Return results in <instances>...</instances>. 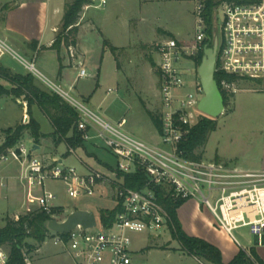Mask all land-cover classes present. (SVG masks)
<instances>
[{"label":"built area","instance_id":"obj_1","mask_svg":"<svg viewBox=\"0 0 264 264\" xmlns=\"http://www.w3.org/2000/svg\"><path fill=\"white\" fill-rule=\"evenodd\" d=\"M179 1V0H178ZM194 4L195 40L187 45L175 37L158 41L157 73L160 80V120L162 144L155 145L140 139L125 129L127 119L112 122L92 111L82 101L71 95L63 87L37 67L34 61L26 60L0 36V59L10 54L19 60L36 78L51 91L61 95L80 114L78 130L85 142L99 138L105 148L115 155L119 175L118 180L106 176L99 170L90 168L88 173H80L58 159L50 162L36 155L37 144L28 148L25 139L15 146L0 152V163L16 162L21 166L20 181L26 188L40 189L38 198L40 209L51 214L54 219L64 221V206H54L57 194L47 183L49 180L63 182L67 194L73 199L96 195L98 189L108 185L120 211L111 225H104L97 217V225L85 229L78 225L69 233L49 230L46 238L55 245L63 246L76 264H146L141 262L133 250L132 233L155 232L163 226L171 228V217L163 199H196L210 209L218 225L236 242L234 231L249 228L259 243L264 241V170L243 169L218 160L191 159L181 148L191 131L203 117L199 103L205 95L198 68L194 85L187 91L186 75H190L186 61H194L204 49V42L213 27V37H218L217 63L215 74L221 75L219 87L228 95L242 90L240 83L245 80L264 78V0H219L211 16L208 15L209 0H188ZM108 0H91L85 6L105 8ZM221 16V22H219ZM220 30V35L218 34ZM70 56L78 59L75 47H70ZM78 78L91 76L86 63L77 62ZM113 92L108 90V94ZM23 122H29L27 105ZM75 149H71L73 153ZM142 177L138 189L126 184L125 176ZM163 195V196H162ZM163 198V199H162ZM56 208L57 212L53 213ZM97 215V214H96ZM19 219L20 215H15ZM3 264L8 255L0 252ZM27 264H32L26 258Z\"/></svg>","mask_w":264,"mask_h":264},{"label":"rangeland","instance_id":"obj_2","mask_svg":"<svg viewBox=\"0 0 264 264\" xmlns=\"http://www.w3.org/2000/svg\"><path fill=\"white\" fill-rule=\"evenodd\" d=\"M18 1L0 0V20L4 9L14 6ZM70 1L72 0H67V2ZM193 8L194 4L188 0H108L105 8L94 6L89 9L84 8L79 20L78 42L81 46L78 48L81 50L76 49L79 57L74 60L66 49L64 54L67 57V66L71 68L72 78L76 72H79L77 67L79 60L86 63L87 71L91 76L80 79L77 82L78 87L70 91L71 95L82 101L96 114L112 122H119L126 118L125 129L129 133L148 143L163 146L161 132L148 113L150 109L160 114L161 108L160 80L156 70L158 54L155 47L158 41L169 37H175L187 45H192L195 40ZM219 22H221V16H219ZM61 27L62 23L58 32ZM218 34L220 35V30ZM0 36L2 37L1 34ZM11 40H8L9 43L18 50L20 55L30 62L34 61L32 56L20 50L27 46L19 38ZM105 40L118 49L113 52L110 46L105 47ZM1 63L16 73H23L25 70L24 65L10 55H7ZM35 64L44 75L55 83H59L56 76L41 65L40 60H35ZM183 64L190 69V75H186L187 91L192 90L196 68L200 64L197 67L192 60ZM36 81L42 88L50 90L38 78ZM0 83L9 86V83L3 80ZM61 86L68 91V86L63 84ZM240 87L241 91L230 95L231 99L224 114L216 118V130L210 134L205 147L197 150V153H201L202 159L206 160H218L225 163L233 160L236 166L258 167L264 162V92L258 93L255 90L264 89V78L245 80L240 83ZM109 89L113 92L108 94ZM22 102L18 103L11 97L0 100V144L2 135L6 138V129L24 123L25 107L24 103L20 104ZM34 114L42 124L43 132L52 131V124L38 106H34ZM24 139L28 148L34 145L28 134L24 135ZM44 142L43 147L38 149L36 154L45 159L51 160L53 156L60 157L68 150L65 143L56 147L51 139H45ZM84 146L76 148L65 159L69 166H74L80 173H85L86 167L79 159L81 158L106 176L114 180L120 178L113 172L118 169L119 159L105 148L101 139L95 138L84 142ZM8 163L5 165L13 164V162ZM47 184L57 194L53 204L65 207L64 216H59L61 220L76 209L93 210L100 220L101 208L114 206V200L110 196L112 191L108 185H104L103 190L98 189L96 195L92 197L73 199L67 194L63 182L49 180ZM34 197L32 196V199ZM9 216L16 217L15 214L9 213L2 215L1 227ZM155 233L159 236L138 232L131 234L133 250L141 262L201 264L183 249L180 241L173 236L167 226H163ZM234 234L242 245L255 241V236L250 233L249 228L237 229ZM27 242L37 245L33 238H28ZM3 248L9 252L8 247ZM26 258L32 264H75V260L68 251L61 245H55L50 237L46 238L41 245L39 253L37 251L27 253Z\"/></svg>","mask_w":264,"mask_h":264},{"label":"trees","instance_id":"obj_3","mask_svg":"<svg viewBox=\"0 0 264 264\" xmlns=\"http://www.w3.org/2000/svg\"><path fill=\"white\" fill-rule=\"evenodd\" d=\"M219 0L208 1V15L211 16L214 6ZM91 0H72L65 5V13L63 16L61 30L52 44V48L57 50L59 59L62 60L61 54L63 46L66 48L77 47L78 34L80 30V18L85 6L89 5ZM9 8V7H7ZM5 8L4 10H6ZM209 37L204 42V46H213V27L209 29ZM32 42L31 44H34ZM32 46V45H31ZM104 46H110L115 52L118 47L111 45L108 40L104 41ZM204 57V49H202L196 57L198 65L201 64ZM215 77L220 83L221 75L216 73ZM0 78L9 82L10 87L0 83V99L4 97L14 98L16 102L23 101L26 103L27 113L30 117L28 123H19L15 127L5 130L6 138L0 145V152L7 148L15 146L20 140L24 139V135L28 134L36 143H40L42 139H51L55 144L65 142L68 146V153L71 149L84 146L82 132L78 130L80 121L79 112L67 102L61 95L54 91L46 90L37 83V78L31 73H15L10 68L0 63ZM224 96L225 107L229 103L231 96L221 90ZM38 106L48 117L52 126V133H44L41 129L40 122L35 118L33 108ZM154 124L161 132L160 114L148 109ZM217 128L216 118L203 115L202 119L191 128L188 138L181 144V148L186 151L187 157L200 160L202 154L197 150L202 149L208 143L210 134ZM126 184L132 188H140L142 186V177L126 175ZM163 196V195H162ZM163 199V198H162ZM187 200H173L170 197L164 198L163 203L171 217V232L177 238L183 249L191 256L197 257L212 264H225L221 250L214 244L203 238L191 236L187 234L178 218V208ZM120 211L117 205L112 209L102 208L99 212L100 220L104 225H111L116 214ZM57 209H53V213ZM53 218L51 214L40 209L20 215L17 220L13 217H7L5 226L0 227V247H8L9 254L6 264H27L26 255L33 251L39 250L45 242L47 229L45 222ZM28 238L36 240L37 245L27 242ZM229 264H264V261L251 249L250 256L245 250H240L238 255Z\"/></svg>","mask_w":264,"mask_h":264},{"label":"crops","instance_id":"obj_4","mask_svg":"<svg viewBox=\"0 0 264 264\" xmlns=\"http://www.w3.org/2000/svg\"><path fill=\"white\" fill-rule=\"evenodd\" d=\"M66 3L67 0H19L14 6H10L9 8L3 11V16L0 20V34L2 35L3 38H6L7 40L9 39L11 40L13 38L14 39L19 38L20 41L27 46L25 48L23 47L20 48L21 51H23L25 54L29 56H32L34 62L35 60L36 61L40 60L41 65L46 70H49L50 73L56 76L57 81L60 83V84L58 83L59 85L63 84L65 86H68L69 87L68 91H74L78 87L77 82L83 78H78V72H76L73 78L71 76V72H70L71 68L67 66V57L64 54L65 49L68 50L70 54L69 48L63 46L62 54H61L62 60L59 59V54L57 50L52 48V44L57 36L58 28L63 21ZM32 42L35 43L31 44ZM79 46H81L80 42H78L76 49L81 50L78 48ZM7 55L10 54H6L2 59H0V63ZM13 58L16 59L15 57ZM1 64L3 65V63ZM24 69L25 70L23 74L29 72V70L25 66ZM1 80L3 79L0 78V81ZM5 82L9 83L7 81ZM10 86L11 85L9 84L8 87ZM255 92L263 93L264 89L255 90ZM41 129H42V124H41ZM52 132L53 129L52 131H48L44 133H52ZM4 140L5 138L2 135V143L4 142ZM44 140L45 139H42L40 143H36L37 150L43 147L45 143ZM2 143L0 145H2ZM60 144H55V146L58 147ZM70 154L71 153H68L67 150V152L64 153L62 156L60 157L53 156L51 160L45 159L41 155L38 154L36 155L46 161L47 160L52 161L53 159H58L60 163L63 162L64 164L68 165L65 162V159L69 157ZM79 159L84 163L86 167V172L82 174L88 173L89 169L93 167L85 163L81 158ZM230 161L231 162H227V163L235 165V163H233V160ZM8 164L5 165V163H0V202H1L0 217L7 213H9L10 215L12 214L19 215L21 213V215H24L27 214L28 211L35 212L40 210L38 198L41 195V190L26 188L19 179L21 173V166L16 162H13L12 165H8ZM261 164H260L261 166L258 167H253V166L245 167L242 165H240V167L249 170H264V162H262ZM101 188L103 190V186ZM31 195L35 196L36 198L34 197V199H32ZM110 196L113 198L114 200L113 202L115 206L116 201L113 197L112 192H110ZM53 205L62 206L58 204H53ZM114 206L112 208H114ZM112 208H106V209H112ZM178 218L182 224L183 230L187 234L191 236L203 238L208 242L216 245L222 252L223 262L225 264H229L238 255L240 250H245L250 256L251 249H254L256 254L264 261V243L257 244L256 237L254 243L252 242L248 245H242L241 242L236 243L218 225L217 220L210 211V209L203 206L201 202L195 199L187 200L181 207L178 208ZM40 251H41V247L39 248V250H37V252L39 253ZM0 252H3L6 255L9 254V252L3 247H0ZM192 257L201 264H208L203 260H199L197 257L194 256ZM0 260H1L0 263L3 264L1 256H0ZM74 263L76 264L75 261Z\"/></svg>","mask_w":264,"mask_h":264},{"label":"water","instance_id":"obj_5","mask_svg":"<svg viewBox=\"0 0 264 264\" xmlns=\"http://www.w3.org/2000/svg\"><path fill=\"white\" fill-rule=\"evenodd\" d=\"M217 48L218 37L216 36L213 46L206 45L204 57L198 67V74L205 92L199 103V110L212 118L224 114L226 108L223 93L215 77ZM45 225L48 230L53 232L69 233L78 225H82L85 229L95 227L97 225V215L93 210L76 209L64 221L51 218L45 222ZM256 243H259L257 237Z\"/></svg>","mask_w":264,"mask_h":264}]
</instances>
